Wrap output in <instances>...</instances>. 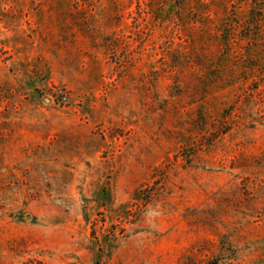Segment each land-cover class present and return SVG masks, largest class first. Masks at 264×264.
<instances>
[{"label":"rangeland","instance_id":"1","mask_svg":"<svg viewBox=\"0 0 264 264\" xmlns=\"http://www.w3.org/2000/svg\"><path fill=\"white\" fill-rule=\"evenodd\" d=\"M98 254L264 264V0H0V264Z\"/></svg>","mask_w":264,"mask_h":264},{"label":"trees","instance_id":"2","mask_svg":"<svg viewBox=\"0 0 264 264\" xmlns=\"http://www.w3.org/2000/svg\"><path fill=\"white\" fill-rule=\"evenodd\" d=\"M260 10H263V9L260 7H256L255 3L250 5V9L248 11V17L253 21L252 25L258 24V22L260 21V18H259V16H261ZM98 250L101 252L100 249ZM99 258H100V255L99 254L96 255L95 264H99Z\"/></svg>","mask_w":264,"mask_h":264},{"label":"built area","instance_id":"3","mask_svg":"<svg viewBox=\"0 0 264 264\" xmlns=\"http://www.w3.org/2000/svg\"><path fill=\"white\" fill-rule=\"evenodd\" d=\"M53 99L61 104V105H65L68 103L69 101V96L67 91L64 88H56L54 89V93H53Z\"/></svg>","mask_w":264,"mask_h":264}]
</instances>
